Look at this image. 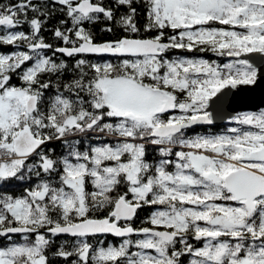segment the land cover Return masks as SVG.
I'll return each mask as SVG.
<instances>
[{"label": "snow or ice", "instance_id": "obj_1", "mask_svg": "<svg viewBox=\"0 0 264 264\" xmlns=\"http://www.w3.org/2000/svg\"><path fill=\"white\" fill-rule=\"evenodd\" d=\"M258 73L264 0L0 2V264H264Z\"/></svg>", "mask_w": 264, "mask_h": 264}, {"label": "water", "instance_id": "obj_2", "mask_svg": "<svg viewBox=\"0 0 264 264\" xmlns=\"http://www.w3.org/2000/svg\"><path fill=\"white\" fill-rule=\"evenodd\" d=\"M258 67H259V61H257ZM246 88H254V92L251 94L249 98V107L251 106H264V104H261V101L264 100V80L260 79L259 73H258V82L256 85L252 86H241ZM219 125V122H218Z\"/></svg>", "mask_w": 264, "mask_h": 264}, {"label": "trees", "instance_id": "obj_3", "mask_svg": "<svg viewBox=\"0 0 264 264\" xmlns=\"http://www.w3.org/2000/svg\"><path fill=\"white\" fill-rule=\"evenodd\" d=\"M0 2H3V0H0ZM45 35H47V33ZM102 35H104V34H101V33L98 32V37H100ZM104 38H107V36H104ZM203 55H205L208 58H212V59H220V62L221 63H223L224 62V59H226V58H217V57H214L210 53H204ZM218 126H220V125H218ZM193 130H196V129H193ZM109 238L111 239V237H109Z\"/></svg>", "mask_w": 264, "mask_h": 264}]
</instances>
